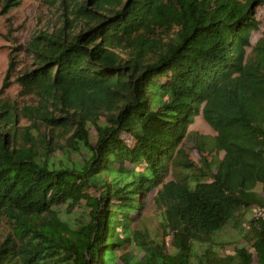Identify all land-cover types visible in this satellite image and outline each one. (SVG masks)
<instances>
[{
    "label": "trees",
    "instance_id": "obj_1",
    "mask_svg": "<svg viewBox=\"0 0 264 264\" xmlns=\"http://www.w3.org/2000/svg\"><path fill=\"white\" fill-rule=\"evenodd\" d=\"M53 2L63 26L16 79L36 105L0 100V264H264V38L247 49L264 0ZM200 114L223 154L196 165ZM229 227L244 242L226 253Z\"/></svg>",
    "mask_w": 264,
    "mask_h": 264
},
{
    "label": "rangeland",
    "instance_id": "obj_2",
    "mask_svg": "<svg viewBox=\"0 0 264 264\" xmlns=\"http://www.w3.org/2000/svg\"><path fill=\"white\" fill-rule=\"evenodd\" d=\"M4 2L5 0H0V90L3 88V82L12 59H15L16 67L12 73L11 85L5 89L4 93L0 92V100H7L11 104L17 105L18 108L36 105L37 97L34 94L24 95L22 87L16 79L33 66V56L27 49L29 42L33 37L43 32L52 33L61 28L64 15L60 11L59 5L55 4L53 0H22L19 6L8 8V10L4 8ZM257 18L259 26L251 33V46L247 48L248 53H251L257 42L264 38V4L258 6ZM19 125H30V122L21 117ZM42 130L46 133L48 140L53 139V142L57 144L65 143V140L58 135L57 130L53 134L51 129H46L45 126L42 127ZM93 134L95 136L94 130ZM198 146H203L202 153ZM183 148L196 165L201 164L202 156L211 160L213 157L223 154V151L215 154L217 132L202 114L195 116L194 122L189 127L188 138L184 141ZM181 172L183 173V171ZM176 177H178L177 170L173 169L166 180ZM157 190L158 188L146 198V207L141 217V220L154 231H157L162 212L154 199ZM248 215L251 217L250 211ZM5 227L4 219L0 217V230H4ZM221 242L224 243L222 251L233 252L237 246L244 242L242 231L229 227L222 233ZM168 247L171 249L169 244Z\"/></svg>",
    "mask_w": 264,
    "mask_h": 264
},
{
    "label": "built area",
    "instance_id": "obj_3",
    "mask_svg": "<svg viewBox=\"0 0 264 264\" xmlns=\"http://www.w3.org/2000/svg\"><path fill=\"white\" fill-rule=\"evenodd\" d=\"M251 214L254 219L264 222V205H253Z\"/></svg>",
    "mask_w": 264,
    "mask_h": 264
}]
</instances>
